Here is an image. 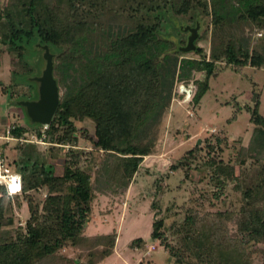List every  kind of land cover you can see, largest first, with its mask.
<instances>
[{
    "label": "trees",
    "instance_id": "obj_1",
    "mask_svg": "<svg viewBox=\"0 0 264 264\" xmlns=\"http://www.w3.org/2000/svg\"><path fill=\"white\" fill-rule=\"evenodd\" d=\"M196 8L211 17L210 48H198L200 57H179V46L165 38L163 30H183L187 22L178 27L169 21ZM194 13L188 25L199 22ZM246 22L261 28L259 36L244 34ZM37 40L55 54L54 71L62 87L46 129L47 140L56 144L50 143L45 151L55 146L63 150V170L56 172L33 143L18 145L24 147V161L15 170L21 190L9 197L5 183H0V264H97L113 252L117 234H84L96 175L106 173L124 190L143 156L154 148L158 127L153 132L147 127L157 123L175 80L202 72L194 78L192 101L197 103L209 89V79L218 74V62L235 70L264 67V0H9L0 9L3 50L32 70L35 65L27 61L32 53L25 56ZM2 89L5 92L7 86ZM79 117L90 119L92 133L76 124ZM250 121L249 139L239 146L237 162L218 156L207 159L206 175L214 188L200 191L195 206L182 217L174 216L170 224L168 213L152 221L150 237L180 264H252L246 245L264 242V115L259 97L250 108ZM40 128L11 123L10 132L26 137L30 131L40 135ZM79 136L108 156L101 166L80 163L84 150L77 147ZM221 142L217 137L215 144L205 145L214 151ZM65 143L70 144L67 149ZM247 158L251 163L246 164ZM190 163L184 156L177 161L186 167ZM162 179H155L157 190ZM231 181L241 192V208H207L205 201L214 205L209 198H220ZM41 188L46 194L38 206L32 191ZM23 200L30 215L23 225L14 224L13 207ZM141 241L137 237L130 245ZM69 247L76 249L74 257ZM261 253L264 264V250Z\"/></svg>",
    "mask_w": 264,
    "mask_h": 264
},
{
    "label": "rangeland",
    "instance_id": "obj_2",
    "mask_svg": "<svg viewBox=\"0 0 264 264\" xmlns=\"http://www.w3.org/2000/svg\"><path fill=\"white\" fill-rule=\"evenodd\" d=\"M6 3H9V0H0V9ZM194 12L200 23L195 43L199 45L198 48L208 52L211 29L209 14H204L200 8H196L182 16L174 15L176 20L169 22L178 27L184 22L191 24L187 19ZM112 21L119 19L112 17ZM113 24L117 25L115 22ZM173 28L170 32L163 30L164 37L175 40L178 46L184 45L187 31L177 32V29ZM243 28L247 36L256 37L261 33V28L250 26L248 22L244 23ZM205 30L208 31L206 37L203 34ZM37 43L27 48L25 56L28 58L32 53V59L27 60L32 66L35 65L32 70L22 67L15 54L3 50L0 44V132H4L9 123L23 122L19 110L14 111L13 108L16 106L10 102L14 99L34 98L37 95V82L34 77L40 74L42 64V51L36 46ZM197 49L180 50L178 55L200 57V53L195 52ZM216 66L218 74L209 79L210 87L197 103L192 101L197 87L194 78L201 77V71L194 72L193 77L188 80L174 81L167 106L160 112L157 123L147 127L150 131L155 126L158 127V139L154 148L143 156L138 171L124 190L121 186H116L117 184L113 185L115 181L109 179L106 173L96 175L93 180L95 198L92 201L89 220L84 227V234L94 236L112 231H116L117 234L113 252L97 264H180L177 258L171 256L163 246L158 245L157 241L150 237L152 221L161 214L168 213L167 224H170L174 216L182 217L188 207L195 206V199L199 200L200 191L214 188V184L207 177L209 171L206 161L210 156L222 157L232 163L237 162L239 146L247 143L253 126L250 121V108L257 97L259 111L264 115V67L246 65L240 70H235L224 62H218ZM56 77L58 78L57 75ZM3 85L7 86L5 92L2 89ZM60 88L62 93L61 85ZM75 122L79 126H86L89 133L93 132L90 119L79 117ZM39 125L42 126L37 124L32 128L37 129ZM32 133L33 131H30L26 135L31 137ZM217 137L222 138L220 146L214 151H208L205 144L207 142L215 144ZM78 141L77 147H83L84 150L80 162L82 165L90 166L91 163H96L101 166L108 157L102 151L97 152L91 142L81 136L78 137ZM20 143L22 142L16 140L9 142L0 140L4 163L10 171H15L21 161H24L25 143H27L25 147L28 143H33L35 151L45 153L47 160L54 163L56 172L63 170L64 152L59 146L45 151L49 144L23 142L22 147H19ZM191 149L192 152H189ZM183 156L191 159L189 167L177 164ZM248 163H251V158H247L246 164ZM172 164L179 166L172 168ZM160 176L163 179L157 190L155 179ZM110 181L111 184H108ZM233 184L234 181H231L225 185L220 198H209L214 205L205 201L206 207L212 210L241 208V192ZM32 192L40 206L46 189L41 188ZM12 215L14 224H24L30 215L25 200L20 206L14 205ZM137 237H141L142 241L130 245ZM95 239L90 241L94 242ZM245 249L250 253L252 264H261L263 241L250 242ZM75 250L69 247L68 253L71 257L76 255Z\"/></svg>",
    "mask_w": 264,
    "mask_h": 264
},
{
    "label": "water",
    "instance_id": "obj_3",
    "mask_svg": "<svg viewBox=\"0 0 264 264\" xmlns=\"http://www.w3.org/2000/svg\"><path fill=\"white\" fill-rule=\"evenodd\" d=\"M199 26L200 23L196 22L194 26L187 24L182 27L183 30L187 31V35L186 43L179 45L180 50L189 51L199 47L195 43L199 34ZM36 42H38L36 46L42 49L41 72L34 77L37 82V95L34 98L14 99L13 102H10L18 108L23 119L22 125L26 129L35 127L37 124L49 125L62 94L58 78L54 74L55 54L46 43H40L39 40Z\"/></svg>",
    "mask_w": 264,
    "mask_h": 264
},
{
    "label": "built area",
    "instance_id": "obj_4",
    "mask_svg": "<svg viewBox=\"0 0 264 264\" xmlns=\"http://www.w3.org/2000/svg\"><path fill=\"white\" fill-rule=\"evenodd\" d=\"M186 89V88H185ZM49 125H42L40 128V135L36 133V131H33V133L30 135L31 137H28L26 135V137L23 136H14L12 135V133L10 132V128H11V123H9L5 129L4 132H0V140L4 139L6 142L12 141V140H16L19 142H37V143H42V144H56V142H50L49 140H47V132L46 129L48 128ZM63 146H65V148L67 149L70 144L69 143H65L62 144ZM15 176H19V174L15 171H10L7 167L6 164L4 163V157L2 156L1 150H0V177L5 178V180H10L12 177ZM2 183V182H0ZM7 191H8V185L5 183ZM21 190V183L19 181V188L18 190L15 191L19 192Z\"/></svg>",
    "mask_w": 264,
    "mask_h": 264
},
{
    "label": "clouds",
    "instance_id": "obj_5",
    "mask_svg": "<svg viewBox=\"0 0 264 264\" xmlns=\"http://www.w3.org/2000/svg\"><path fill=\"white\" fill-rule=\"evenodd\" d=\"M19 181H20L19 176L12 177L10 180H5V178L0 177V182L6 183L8 185V196L9 197L14 195L15 191L18 190Z\"/></svg>",
    "mask_w": 264,
    "mask_h": 264
},
{
    "label": "flooded vegetation",
    "instance_id": "obj_6",
    "mask_svg": "<svg viewBox=\"0 0 264 264\" xmlns=\"http://www.w3.org/2000/svg\"><path fill=\"white\" fill-rule=\"evenodd\" d=\"M15 108H16V109H15ZM13 109H14V111H16V112H17V109H18V108H17V107H14Z\"/></svg>",
    "mask_w": 264,
    "mask_h": 264
}]
</instances>
